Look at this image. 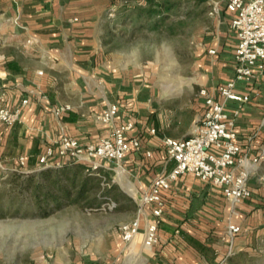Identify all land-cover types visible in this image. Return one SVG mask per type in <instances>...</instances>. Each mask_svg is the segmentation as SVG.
I'll return each instance as SVG.
<instances>
[{
	"label": "crops",
	"instance_id": "crops-1",
	"mask_svg": "<svg viewBox=\"0 0 264 264\" xmlns=\"http://www.w3.org/2000/svg\"><path fill=\"white\" fill-rule=\"evenodd\" d=\"M105 1L109 0H0V40L4 39L0 49L2 44L8 48L14 45L24 56L0 53V108L14 109L28 100L18 122L10 127L0 123V169L16 170L17 159L24 157V171H36L45 149L63 136L82 145L96 143L129 122L133 128L127 137L139 139V150L129 152L120 162L100 161L99 165L118 192L138 207L154 179L174 167L163 139L190 137L205 111L207 96L222 103L234 121L235 142L247 164L262 158L251 165L250 199L236 205L220 189L194 175L178 176L169 189L161 191L164 207L157 231L159 242L152 248L141 245L144 227L152 221L146 207L139 216L133 254H128L121 239L123 223L111 225L105 220V234L89 235L85 250L75 246L71 252L51 253L33 264H225L263 231L264 73L255 72L248 84H236L235 92L249 97L245 103L224 101L218 95L217 87L235 75L237 38L230 26L234 15L227 10L226 0H202L213 20L198 48L203 68L192 82L191 96L173 101L160 95L158 87L130 76L121 62L105 53L108 42L100 24ZM212 5L217 11L209 15ZM33 50L43 70L26 64V54ZM201 90L207 96L201 95ZM111 104L117 106V113L110 123H103L100 117ZM65 105L70 109L59 116L53 113ZM50 162L64 165L70 160L55 156ZM114 206L107 205L105 211ZM229 224L238 226L240 232L230 237Z\"/></svg>",
	"mask_w": 264,
	"mask_h": 264
},
{
	"label": "rangeland",
	"instance_id": "rangeland-1",
	"mask_svg": "<svg viewBox=\"0 0 264 264\" xmlns=\"http://www.w3.org/2000/svg\"><path fill=\"white\" fill-rule=\"evenodd\" d=\"M178 1V11L165 16L160 24L133 14L125 16L124 8L142 4L135 0L105 1L104 17L100 20L105 27V41L108 42L105 53H109L113 61L121 62L130 76L140 79L144 85L158 87L160 95L171 97L173 101L191 96L192 82L197 80L203 68L198 55L199 44L213 24L207 15L206 1ZM2 40L3 36L0 42ZM2 45L0 53L21 56V50L14 45L9 48ZM34 51L26 54V64L43 70L33 56ZM262 173L264 175V171ZM8 174L9 170L0 169V201L4 209L10 203ZM9 205L8 214L0 218V264H33L38 258L51 253L71 252L75 246L79 251L85 250L90 242L87 241L89 235L93 234L96 238L105 234V220L111 225L128 224V221L130 224L137 215V207L135 210L129 205L110 211H105V206L100 210H88L79 205L63 208L46 217L24 216L20 213L26 207L14 215L12 211L18 202L13 200ZM262 227V233L254 236L251 245L228 257L225 264H264ZM99 243L101 241L95 242ZM134 251L133 245L128 254Z\"/></svg>",
	"mask_w": 264,
	"mask_h": 264
},
{
	"label": "built area",
	"instance_id": "built-area-1",
	"mask_svg": "<svg viewBox=\"0 0 264 264\" xmlns=\"http://www.w3.org/2000/svg\"><path fill=\"white\" fill-rule=\"evenodd\" d=\"M226 8L234 15L230 26L237 38L233 54L235 75L234 79L218 86L217 93L224 101L242 104L247 102L249 97L237 94L236 84H248L255 72L264 73V0H226ZM216 11V5H212L209 15ZM28 42L30 43L29 40ZM209 53L212 54L213 51ZM200 94L207 96L205 90H201ZM27 103L28 100L24 99L20 107L0 108V123L8 127L14 125L19 121L21 107ZM69 109L68 105L61 106L55 108L53 113L59 116ZM116 113L117 106L109 105L100 117L101 122L110 123ZM132 128V123H125L114 128L108 137L86 145L63 136L54 145L48 146L39 157V169L61 166L51 164L50 160L55 156L67 157L70 163L85 164L91 171L100 168V161L120 162L129 152L140 148L138 138L127 137ZM151 133H154V130H151ZM235 140L234 121L228 118L224 105L207 96L205 111L195 124L190 137L181 140L163 139L166 154L174 161V167L167 175L154 179L150 191L141 198L133 222L120 225L119 231L126 249L133 246L134 239L139 234V216L146 207L150 209L152 221L147 222L144 227L141 245L144 248H152L158 244L157 231L164 207L161 191L169 189L171 182L180 175L192 174L202 183L220 189L223 196L234 205L250 199L248 181L251 165H256L262 157L253 159L248 165L242 155V148ZM24 166L25 158L19 157L16 170L25 172ZM227 232L233 237L240 232V228L229 224Z\"/></svg>",
	"mask_w": 264,
	"mask_h": 264
},
{
	"label": "trees",
	"instance_id": "trees-1",
	"mask_svg": "<svg viewBox=\"0 0 264 264\" xmlns=\"http://www.w3.org/2000/svg\"><path fill=\"white\" fill-rule=\"evenodd\" d=\"M135 1L142 4L134 8H124L122 11L125 16L133 14L146 21L156 20L154 22L157 24L163 23L165 16L176 13L180 6L178 0ZM8 181L11 192L9 204L13 200L18 202L12 211L14 215L20 213L24 207L26 209L20 214L37 217H46L63 208L79 205L88 210H100L112 203L115 204V210L126 208L124 205H129L131 209L136 208L129 198L118 192L117 186L111 183L100 168L91 171L82 163H68L32 172L10 170ZM9 204L4 209L0 201V218L8 214L6 212L10 209ZM24 210L32 213L28 214Z\"/></svg>",
	"mask_w": 264,
	"mask_h": 264
}]
</instances>
